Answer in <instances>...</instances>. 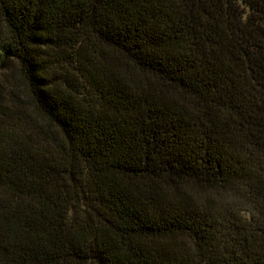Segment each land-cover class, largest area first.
I'll list each match as a JSON object with an SVG mask.
<instances>
[{
    "label": "trees",
    "instance_id": "trees-1",
    "mask_svg": "<svg viewBox=\"0 0 264 264\" xmlns=\"http://www.w3.org/2000/svg\"><path fill=\"white\" fill-rule=\"evenodd\" d=\"M0 264H264V0H0Z\"/></svg>",
    "mask_w": 264,
    "mask_h": 264
},
{
    "label": "rangeland",
    "instance_id": "rangeland-1",
    "mask_svg": "<svg viewBox=\"0 0 264 264\" xmlns=\"http://www.w3.org/2000/svg\"><path fill=\"white\" fill-rule=\"evenodd\" d=\"M0 80H1V77H0Z\"/></svg>",
    "mask_w": 264,
    "mask_h": 264
}]
</instances>
